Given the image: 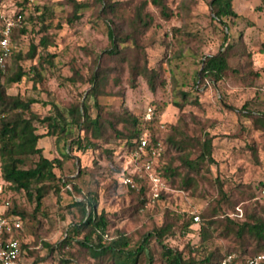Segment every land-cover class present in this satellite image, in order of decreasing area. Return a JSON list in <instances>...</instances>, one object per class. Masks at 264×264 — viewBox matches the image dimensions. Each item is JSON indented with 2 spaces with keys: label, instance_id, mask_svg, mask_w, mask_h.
<instances>
[{
  "label": "rangeland",
  "instance_id": "obj_1",
  "mask_svg": "<svg viewBox=\"0 0 264 264\" xmlns=\"http://www.w3.org/2000/svg\"><path fill=\"white\" fill-rule=\"evenodd\" d=\"M81 1L87 3L83 16L70 23L67 21L73 9L70 0H0V17L3 20L10 18L16 27V38L12 40L15 52L27 54L31 44H39L45 35L49 45H39L38 54L56 53L54 64L45 67L44 82L35 84L28 79L8 85L7 91L24 98H35L33 108L41 115L51 112V104L44 103L51 100L61 107L83 100L90 102L93 99L86 97L91 86L89 81L71 82L66 77L73 73V66L87 77L100 64L114 67L105 87L109 96L99 98L104 111L127 109L142 116L148 104L160 106L162 113L157 131L175 139V144L166 143L165 161L178 168L175 176L164 181V198L147 202L144 209L132 213L136 196L126 184L119 183V173L112 167L113 160L115 164L132 167L129 159L119 153L124 145L117 140L132 132V128L122 122H117L122 134L110 131L108 142L97 129L91 130L89 136L100 144L99 147L74 148L63 166L55 169L64 177L72 176L85 194L91 191L96 196L98 211L105 210L111 222L109 236L124 231L135 242L140 234L163 223L166 207L195 214L207 210L218 195V178L224 181L235 203L232 208L226 207V212L242 215L245 210L260 211L264 196L257 184L264 181V131L256 128L252 116L244 114L247 111L264 113V9L258 8L262 0H233V8L239 17L230 22L231 32L244 47L231 57V70L222 82L201 86L199 90L195 88L194 76L201 67V57L217 52L224 38L222 25L211 17V0H166L172 12L169 19L164 18L161 8L150 0L144 6L143 15L150 14L153 23L140 40L149 49L151 64L160 70V83L155 90L142 76L138 77L137 85L132 86L126 63L101 57L97 64L95 59L109 46L108 25H118L122 32H129L131 20L142 7V0H115L117 10L111 11L99 1ZM23 4H27V8L16 15ZM44 6L50 10L45 14V24L37 17L45 10ZM36 61L37 58L24 57L20 64L28 69ZM8 62L6 76L0 78L2 84H6L7 76L15 69L13 59ZM178 88L190 92V102L183 106L175 103V100H181L176 97ZM195 100L198 103H194ZM95 113L94 110L93 115ZM46 131L45 126L38 125V132ZM208 134L213 138L214 161L201 157L202 143ZM39 144L46 156L61 157L53 137L44 136ZM111 152L110 158L107 154ZM182 155L192 159L195 170L183 164ZM78 196L82 198L83 195ZM11 200L13 204L14 198ZM15 200L28 209L34 206L23 194L15 196ZM71 200L67 191L59 194L52 191L45 197L46 215L38 214L40 225L23 219V227L16 235L29 242L33 253L25 251L20 264H35L38 258L45 257L47 249L42 247L41 239L56 243L64 237L70 222L79 219L76 209L66 207ZM195 222L193 227L199 228L202 219L200 223ZM190 239L198 244L200 236L178 234L167 238L166 242L182 249ZM231 243L214 233L205 242L206 248L200 255L216 248L223 253ZM152 245L155 251L159 250L156 241ZM66 249L74 253L76 260L71 264H98L96 258L77 246ZM37 264H57V260L50 255Z\"/></svg>",
  "mask_w": 264,
  "mask_h": 264
},
{
  "label": "trees",
  "instance_id": "obj_2",
  "mask_svg": "<svg viewBox=\"0 0 264 264\" xmlns=\"http://www.w3.org/2000/svg\"><path fill=\"white\" fill-rule=\"evenodd\" d=\"M95 1H99L110 11L117 10L118 2L115 0ZM150 1L161 8L164 18H170L172 12L166 0ZM70 2L73 9L68 15L67 21L74 23L83 16V9L87 7V3L81 0H70ZM147 3L148 0H142V7L138 8L135 17L131 20L129 32H122L118 25L111 23L108 25L109 46L102 55L95 59L97 64L101 57L126 63L132 86H136L138 77L142 76L149 87L155 90L160 83V70L151 64L149 49L140 40L153 23V17L150 14L143 15V8ZM210 6L211 17L222 25L224 38L217 52L201 57V67L194 76L197 90L201 86L208 84L215 86L222 82L231 70V57L244 47V44L237 40V37L231 32L230 22L233 18L239 17L233 8V0H211ZM44 7L45 10L37 17L45 24V14L50 10L46 6ZM26 8L27 4H23V8L16 15L21 14ZM258 8L264 9V0L258 5ZM3 27L4 20L0 17V38ZM15 30L16 27L13 26L11 42L16 38ZM39 45L48 47L49 42L45 35L39 44H31L25 55L15 52L13 47L9 60L13 59L15 69L12 74L7 76L6 84L0 82V178L4 182L7 196L14 198L7 214L19 215L22 219V227L23 219L36 221L40 225L38 214L46 215L45 197L52 191L57 194L67 191L71 194L72 200L66 204V207L76 209L80 216L78 220L70 222L64 237L56 243L41 239L42 247L47 249V253L45 257L38 258L35 264L45 261L50 255L56 258L57 264H71L76 259L74 253L66 248L75 246L96 258L98 264H157L158 262L160 264H222V259L232 252L237 253L240 261H244L248 257L264 251V203L259 206L260 211L245 210L242 215L237 212H226V207L232 208L235 203L231 193L225 188L224 181L219 178L217 179L218 195L207 210L195 214L194 212L190 213L189 210L166 207L163 223L155 224L152 229L140 234L135 242L124 231L109 236L108 230L111 222L105 210L98 211L96 196L91 191L85 194L73 181L72 176L64 177L58 174L55 169L63 166L64 161L70 157L71 150L74 148L87 150L99 147L100 144L89 136L91 130L97 129L108 142L111 139L110 131L122 134L117 128V122L130 126L131 134L117 140L119 144L124 145L119 149V153L127 158V153L138 146L142 137L148 140V153L138 159L139 168L135 172H130L125 166L115 164L114 160L112 167L119 173V183L121 184H126L123 181L124 175L132 176L133 182L126 185L130 192L136 196L137 203L132 206L133 210L131 209L132 213H136L144 209L145 204L151 201L150 184L144 175L142 166L143 159L151 156L152 149L160 143L163 146V151L155 163V169L163 181L175 176L178 173V168L171 162L165 161L168 151L166 143L175 144V139L171 136H162L157 131V123L162 113L158 104H148L142 116L134 115L127 109L104 111V105L99 98L100 96H109L105 87L114 67L100 64L87 77H84L73 66V73L66 77L71 82L89 81L91 86L86 92V97H91L92 101L83 100L70 106L61 107L55 100H51L44 102L51 104V112L45 115L39 114L33 108L34 102L37 101L35 98H24L20 94L7 91V86L12 83L28 79L33 80L35 84L45 81V67L54 64L56 53L38 54ZM24 57L37 58V61L27 69L20 64V59ZM7 68H9V62ZM115 69H118V66ZM3 76H6V73L0 67V78ZM176 97L181 98V100H175V103L180 106L190 102V92L181 88L177 89ZM219 99L224 100V97ZM194 103H198V100H195ZM149 107L154 110L151 118L146 117ZM94 110L96 111L95 115H93ZM244 115L252 116L256 128L264 131V113L247 111ZM38 125L45 126L47 131L45 133L38 132ZM44 136L54 138V143L61 154L60 158H50L43 153V147L39 143ZM107 155L111 158L112 152ZM201 157L214 161L213 138L209 134L202 143ZM180 159L184 165L189 166L190 170H195L191 158L182 155ZM262 187H264V181L258 182L259 191ZM74 190L79 195H83L82 198H79ZM164 192V188H162L155 201L164 198ZM18 194L25 195L29 203L34 205L33 208L28 209L25 205L18 204L15 200V196ZM195 215H199L202 219L199 228L193 227ZM201 219L195 223H200ZM192 233L200 236L198 244L190 239L185 247L180 249L170 246L166 242L167 238L178 234ZM214 233L217 237L229 239L232 243L225 247L223 253L216 248L208 251L205 255H200L202 249L206 248L205 242ZM18 237L23 250L21 258L27 250L28 254H32L33 250L29 242L22 240L20 235ZM153 241L158 243L159 250L153 249ZM21 258L18 264H20Z\"/></svg>",
  "mask_w": 264,
  "mask_h": 264
},
{
  "label": "built area",
  "instance_id": "obj_3",
  "mask_svg": "<svg viewBox=\"0 0 264 264\" xmlns=\"http://www.w3.org/2000/svg\"><path fill=\"white\" fill-rule=\"evenodd\" d=\"M4 18V17H3ZM14 26L13 20L4 18V27L2 28V36L0 38V67L3 72L7 70L8 59L13 50L11 42V31ZM154 113L153 108L149 107L146 112V117L151 118ZM148 140L145 137L141 138V142L137 147L127 153L129 164L125 168L130 172H135L139 168L138 159L145 153H148ZM163 151V146L159 143L157 147L152 149L151 156L143 159V171L150 184L151 201L159 196L160 190L163 188L164 181L155 169V163L158 161ZM1 167V161H0ZM124 183L133 182L131 175H124ZM260 194L264 196V187L261 188ZM12 206V200L7 196L4 189V182L0 178V264H18L22 255V245L16 233L22 227V219L19 215H8L7 210ZM241 211V208H238ZM241 215V214H240ZM195 221L200 220L199 215H195ZM264 251L259 254L248 257L244 261L238 259L235 252L227 254L222 259V264H263Z\"/></svg>",
  "mask_w": 264,
  "mask_h": 264
}]
</instances>
